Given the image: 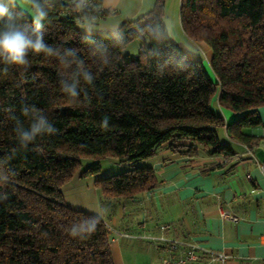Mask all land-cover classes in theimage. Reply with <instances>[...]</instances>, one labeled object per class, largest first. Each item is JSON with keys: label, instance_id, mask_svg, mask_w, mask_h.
Returning a JSON list of instances; mask_svg holds the SVG:
<instances>
[{"label": "trees", "instance_id": "1", "mask_svg": "<svg viewBox=\"0 0 264 264\" xmlns=\"http://www.w3.org/2000/svg\"><path fill=\"white\" fill-rule=\"evenodd\" d=\"M165 1L103 35L84 26L109 16L102 0H48L41 32L58 55L30 54L24 67L0 60V264H115L104 219L64 198L77 171L95 177L101 206H113L160 183L144 162L164 145L229 158L222 127L250 148L260 142L246 129L261 125L264 106V0H180L181 27L209 46L216 81L202 56L173 41ZM22 23L32 31L27 16ZM135 40L132 56L125 50ZM77 80L79 95L70 98L62 88ZM215 96L236 115L230 124L213 109ZM34 106L58 131L23 148L13 129L16 118L28 127ZM105 157L130 166L98 177ZM85 158L94 162L83 167Z\"/></svg>", "mask_w": 264, "mask_h": 264}, {"label": "crops", "instance_id": "2", "mask_svg": "<svg viewBox=\"0 0 264 264\" xmlns=\"http://www.w3.org/2000/svg\"><path fill=\"white\" fill-rule=\"evenodd\" d=\"M155 1L102 0L109 16L90 19L84 26L94 33L115 34L125 21L149 12ZM16 2L31 12L28 0ZM199 44L208 56V69L211 50L206 43ZM212 106L226 124L235 119L217 96ZM258 113L261 125L246 129L260 138L252 148L231 139L222 127L219 138L234 153L229 158L209 155L200 147L189 155L164 145L147 160L160 179L155 188L120 199L122 204L101 206L94 180H83L77 171L63 187L64 198L71 207L104 219L115 264H161L169 256L177 257L186 243L198 246L200 260L195 264H264V106ZM222 209L239 221L222 218ZM168 240L183 244L170 249Z\"/></svg>", "mask_w": 264, "mask_h": 264}, {"label": "clouds", "instance_id": "3", "mask_svg": "<svg viewBox=\"0 0 264 264\" xmlns=\"http://www.w3.org/2000/svg\"><path fill=\"white\" fill-rule=\"evenodd\" d=\"M48 0H28L31 6V12L19 7L16 0H0V60L4 63L16 67H24L28 65L29 55L56 56L58 52L43 39L41 28L43 21L48 16L46 4ZM27 16L32 23V31H29L22 21ZM68 55H72L69 51ZM93 77L88 72H83V80L91 83ZM79 81H74L71 85L65 84L62 91L70 98L79 95L77 85ZM34 117L28 127H24L19 118H16L17 126L13 129L16 138L23 148H27L28 144L35 142L39 137L45 134L51 135L58 130L48 122V118L41 113L35 106L32 108ZM22 115L28 116L27 108L22 110ZM102 127H107V118L102 122ZM95 225H89L87 228H81L92 232ZM73 235L76 230L73 229Z\"/></svg>", "mask_w": 264, "mask_h": 264}, {"label": "rangeland", "instance_id": "4", "mask_svg": "<svg viewBox=\"0 0 264 264\" xmlns=\"http://www.w3.org/2000/svg\"><path fill=\"white\" fill-rule=\"evenodd\" d=\"M165 18L164 22L165 25L170 32L172 38L176 41L177 45L181 50L184 52L193 54V55H200L203 57L204 63L208 64V56L202 50L201 45L199 43H195L191 41L184 33L181 27L180 21V0H166L165 1ZM132 56H137L139 51V42L132 41L125 50ZM208 72L214 78V73L211 69L210 63L208 65ZM83 167H87L94 162L93 159H83ZM101 172L97 175L100 176H107L116 173H120L129 168L130 165L120 162L118 159L114 157H105L101 161ZM144 164H148V161H145ZM85 181H89L91 179L94 180L95 177H81Z\"/></svg>", "mask_w": 264, "mask_h": 264}, {"label": "built area", "instance_id": "5", "mask_svg": "<svg viewBox=\"0 0 264 264\" xmlns=\"http://www.w3.org/2000/svg\"><path fill=\"white\" fill-rule=\"evenodd\" d=\"M262 168H264V164L261 165ZM221 217L224 219H230L233 221H239V218L235 215H233L231 212L227 211L226 209L221 210ZM169 241V248H178L179 245H182L183 243L180 241L175 240H168ZM212 258H220L222 260H225L227 257L220 254L215 256V254H211ZM200 260V255L198 253V246L191 243L183 244L180 249V254L175 256H169L161 261V264H195Z\"/></svg>", "mask_w": 264, "mask_h": 264}]
</instances>
